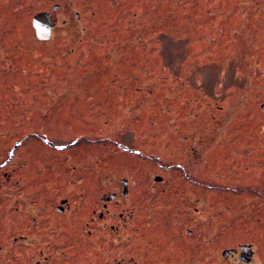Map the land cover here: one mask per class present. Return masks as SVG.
I'll return each mask as SVG.
<instances>
[{
  "label": "rangeland",
  "instance_id": "1",
  "mask_svg": "<svg viewBox=\"0 0 264 264\" xmlns=\"http://www.w3.org/2000/svg\"><path fill=\"white\" fill-rule=\"evenodd\" d=\"M262 105L264 0H0V264H211L249 243L262 264ZM175 163L195 195L148 185L133 218L93 216L121 178Z\"/></svg>",
  "mask_w": 264,
  "mask_h": 264
},
{
  "label": "flooded vegetation",
  "instance_id": "2",
  "mask_svg": "<svg viewBox=\"0 0 264 264\" xmlns=\"http://www.w3.org/2000/svg\"><path fill=\"white\" fill-rule=\"evenodd\" d=\"M52 148V146H51ZM211 148V147H210ZM133 149V148H132ZM131 150V149H129ZM191 151L194 150V147L192 146L190 148ZM157 160H160V158H157L155 160L156 164L158 166H160V162L157 161ZM48 163V162H47ZM46 163V164H47ZM179 163H175L174 166L178 168V172L180 174H178V176H169L168 178H166V176H163V177H154V179H152L153 181L149 182L148 179H140L141 177H139L138 179L139 180H144V181H138V188L134 185L133 182L130 181V179L127 177V178H121L117 185L115 186V191L113 192H109V193H101L100 197L98 198L97 200V204H98V208L97 210L93 211L92 214L93 216L95 217L97 214H98V210L101 211V214H100V220H105V221H111V219L114 217V216H117V214H122L121 216L124 217L125 214H127V219H130V218H133V214L131 212L134 204H140L139 201L141 202L142 199H144V196H143V189L150 185H158L159 187H162L164 186L165 188H169L168 189V193H173V195L175 196L178 192H180L181 190H185V193H187V197H188V194H192L195 195L194 192H197V190L192 188L194 186H192L193 184H195V182H193L192 184V178H191V175L193 176H197L198 175V170L194 167V166H191L187 169H182V168H185L184 166L186 164H183V165H177ZM164 168L166 167H169V166H166V164H163ZM144 166V164H143ZM172 166V165H171ZM40 167V166H39ZM145 167V166H144ZM162 169V168H161ZM47 170V169H46ZM138 170H140V166H138ZM166 169H162V172L164 173ZM189 171V172H185L184 175L182 176V172L184 171ZM48 171V170H47ZM41 172V171H40ZM17 178L18 179H21V182H20V186H19V189L16 190L18 192H20L18 195H21L19 197H16V198H13V199H18L17 200V203L15 204V207H14V210H13V213H18V214H21L19 216H24L27 220V216L26 214H23V211L18 207L19 204H21L22 202L21 199L23 197H30V201L32 204H35L36 202H34L33 200V193L30 192V190H26V188H32V192H34L33 190L35 189V183H32L31 181L30 182H25L24 181V185H23V176H22V173L17 175ZM96 184V190H100V184L95 182ZM49 189V187H48ZM136 190L139 192V194H136ZM162 189H160L161 191ZM164 190V189H163ZM52 191V190H51ZM31 193V194H27V193ZM190 192V193H189ZM95 201H96V191H95ZM102 194L104 195V197H102ZM6 195V194H5ZM197 197L199 196L198 194H196ZM44 196L47 197V203L48 205H50L49 209H51L52 207V198H51V194H47L46 193L44 194ZM122 198V199H120ZM133 199V200H132ZM126 201L127 202V205L123 208H120V205L122 204V201ZM146 200V199H145ZM64 201V203L66 202V200H62L61 203ZM27 202V201H26ZM63 203V204H64ZM130 203L132 204V206L130 205ZM14 204V203H13ZM62 204V205H63ZM70 206V204H69ZM69 206L68 204H64V208L62 206H58V208H56V212H58V214H65V212H67L69 210ZM100 206H102V208H100ZM122 210H128V212H119V211H122ZM117 218H115L116 220ZM123 220V219H122ZM14 222V221H13ZM20 222L19 219H16L15 220V223H14V226H15V229L13 230L14 232L17 230V225L18 223ZM127 222V221H126ZM106 227V225L104 224L103 228ZM0 229H1V226H0ZM21 233V231H18ZM103 232V231H102ZM222 232V231H221ZM19 237L21 239H23V241H28V244H25L27 246H31V245H34V243L36 242L35 238H32L30 239L31 237H28L27 236H24V235H19ZM11 239V238H9ZM13 240V238L11 239V241ZM32 240V242H31ZM15 243H20L18 241H15ZM241 246H250L249 249L247 250H243L241 249L240 247ZM47 248H44V251L46 250ZM256 248H254V246L249 243V244H238L236 247H227V249L223 250L222 252H220V256L217 257V261L215 263H212L211 264H217L219 260H223L222 264H255V261L257 259V249L255 250ZM4 252H6V249L3 250ZM3 251L0 252V255L3 253ZM43 257V256H42ZM42 259L41 261V264H44V262L46 260L49 259V257L47 256L46 258H39L38 260ZM112 256H110L109 260L110 261H114L115 263L118 262L119 260L116 259ZM129 260V259H128ZM194 260V261H193ZM130 261V260H129ZM189 262H195V263H200L198 259L196 258H190ZM260 262L262 264H264V261L263 260H260ZM40 264V263H39Z\"/></svg>",
  "mask_w": 264,
  "mask_h": 264
},
{
  "label": "water",
  "instance_id": "3",
  "mask_svg": "<svg viewBox=\"0 0 264 264\" xmlns=\"http://www.w3.org/2000/svg\"><path fill=\"white\" fill-rule=\"evenodd\" d=\"M57 10V6L52 7L49 12H40L33 16L32 26L37 40L47 41L51 38V31L54 27V21L52 20V12ZM264 111V105L261 106ZM64 203V202H62ZM250 246H241V249H249Z\"/></svg>",
  "mask_w": 264,
  "mask_h": 264
}]
</instances>
